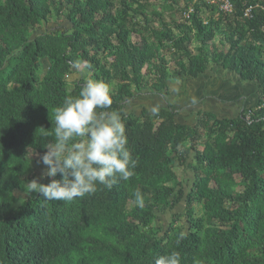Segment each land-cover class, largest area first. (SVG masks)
<instances>
[{
	"label": "trees",
	"instance_id": "1",
	"mask_svg": "<svg viewBox=\"0 0 264 264\" xmlns=\"http://www.w3.org/2000/svg\"><path fill=\"white\" fill-rule=\"evenodd\" d=\"M151 1L118 0L116 15L111 0H0V264H151L173 250L181 264H264V1L225 0L232 9L222 13L199 0L189 19L170 23L147 11ZM161 1L171 11L172 2ZM250 6L257 7L243 18ZM207 8L217 17L205 22ZM52 16L68 30L34 34ZM40 62L48 63L42 77ZM210 63L258 85L254 109L212 121L196 112L192 125L165 109L124 112L136 97L161 96L169 82L196 79ZM85 79L117 82L111 108L122 113L135 174L72 201L33 193L14 208L13 193L32 175L29 152L43 155L54 139L52 109L78 95ZM175 163L194 173L187 191L171 185ZM179 204L182 225L156 229L155 211Z\"/></svg>",
	"mask_w": 264,
	"mask_h": 264
},
{
	"label": "clouds",
	"instance_id": "2",
	"mask_svg": "<svg viewBox=\"0 0 264 264\" xmlns=\"http://www.w3.org/2000/svg\"><path fill=\"white\" fill-rule=\"evenodd\" d=\"M197 102L193 97L192 103ZM112 104L110 85L88 79L78 95L69 92L62 104L52 109L54 139L44 146L47 151L40 158L45 166L41 176L26 183L31 193L40 195L45 202L72 201L95 193L97 185L111 190L119 181H127L135 174L138 160L129 148L122 113L112 109ZM150 111L158 115V107ZM58 174L61 179H54ZM45 178L50 182L41 183ZM133 195L135 204L143 208L141 191L137 189ZM184 238L181 232L176 243ZM151 264H181V255L175 250L166 252L155 256ZM192 264L205 261L194 258Z\"/></svg>",
	"mask_w": 264,
	"mask_h": 264
},
{
	"label": "rangeland",
	"instance_id": "3",
	"mask_svg": "<svg viewBox=\"0 0 264 264\" xmlns=\"http://www.w3.org/2000/svg\"><path fill=\"white\" fill-rule=\"evenodd\" d=\"M82 1V0H80ZM114 5V13L119 15L118 11V0H111ZM264 1V0H262ZM172 2L171 11L165 8L169 3H164L161 0H152L148 3V12L160 13L162 19L166 23L170 22H182L183 15L187 11H190L192 5L199 3V0H169ZM60 6V5H59ZM61 8L65 13L68 8L64 4H61ZM201 16L206 22L210 18H216V11L210 10L209 8L203 9ZM69 28L68 22L64 21L61 17L56 18L52 16L47 24H42L36 29L34 34H40L44 32H66ZM154 29H160L158 24H155ZM216 39L215 45L218 50L227 51L228 45L223 40L221 44ZM129 41L136 43L138 36L130 34ZM41 67L39 69L38 77H42L48 66L47 62H40ZM2 68V62L0 60V69ZM174 68L173 63L169 62V70L172 71ZM152 75L148 76V79L153 81ZM80 78V74L73 75L71 80ZM67 82L66 89L70 90L73 87V82ZM87 80V79H85ZM117 82H113L110 85L112 87ZM163 95H150V96H138L134 101L126 104L124 112L127 114L134 113L140 114L142 109H145L150 115L151 108L156 106L158 109H165L171 113H178L175 117L177 122L183 124L192 125L195 121V113L201 112L206 115L210 121L213 119H232L237 116L240 112L248 113L254 109L260 95V89L255 82H244L239 79L238 76L230 71L222 70L219 66L210 63L206 71L200 74L196 79H185L181 82H169L166 93ZM196 97L198 102L192 103V98ZM156 125L157 123L153 121ZM201 145L196 146V150L201 151ZM169 156H173L172 151H168ZM28 157L31 161L32 175L28 177L27 182L33 179H37L41 176L45 169V166L41 163L40 158L42 155L35 152H29ZM173 174L172 187H179L189 190L194 178V173L189 167V163L185 166L178 165L175 163L171 167ZM44 179L40 182L43 183ZM176 187V188H177ZM176 190V189H175ZM33 193L27 189L26 185L22 191L13 193L14 208H17L20 204L26 201ZM135 204L133 202L128 203V210H131ZM171 208V207H170ZM196 208V215H199V208ZM183 211L182 204L177 205L170 210L158 209L155 211L156 220L154 227L156 229H166L168 226L180 227L182 225V216L180 215ZM175 219V220H174ZM173 221H175L173 223Z\"/></svg>",
	"mask_w": 264,
	"mask_h": 264
},
{
	"label": "built area",
	"instance_id": "4",
	"mask_svg": "<svg viewBox=\"0 0 264 264\" xmlns=\"http://www.w3.org/2000/svg\"><path fill=\"white\" fill-rule=\"evenodd\" d=\"M202 2H205L206 4H209V5H215L219 12H222V13H230L231 12V5L225 1V0H200ZM257 6L255 7H247L246 9H244V12H243V18H248L250 16V12L251 10H253V8H256ZM191 11H187L186 13H184L183 17L184 19H189V15H190Z\"/></svg>",
	"mask_w": 264,
	"mask_h": 264
},
{
	"label": "crops",
	"instance_id": "5",
	"mask_svg": "<svg viewBox=\"0 0 264 264\" xmlns=\"http://www.w3.org/2000/svg\"><path fill=\"white\" fill-rule=\"evenodd\" d=\"M226 71V70H225Z\"/></svg>",
	"mask_w": 264,
	"mask_h": 264
}]
</instances>
